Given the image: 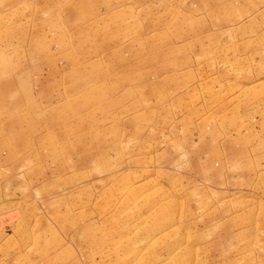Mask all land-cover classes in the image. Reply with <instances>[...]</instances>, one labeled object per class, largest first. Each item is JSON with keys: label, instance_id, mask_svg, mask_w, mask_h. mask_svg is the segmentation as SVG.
Returning a JSON list of instances; mask_svg holds the SVG:
<instances>
[{"label": "rangeland", "instance_id": "1", "mask_svg": "<svg viewBox=\"0 0 264 264\" xmlns=\"http://www.w3.org/2000/svg\"><path fill=\"white\" fill-rule=\"evenodd\" d=\"M0 264H264V0H0Z\"/></svg>", "mask_w": 264, "mask_h": 264}]
</instances>
